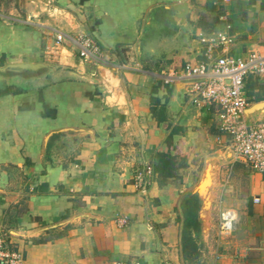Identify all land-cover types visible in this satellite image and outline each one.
Returning <instances> with one entry per match:
<instances>
[{
  "label": "crops",
  "instance_id": "crops-1",
  "mask_svg": "<svg viewBox=\"0 0 264 264\" xmlns=\"http://www.w3.org/2000/svg\"><path fill=\"white\" fill-rule=\"evenodd\" d=\"M22 1L0 0V67L63 68L0 71V229L23 264H264V173L235 158L216 106L159 76L204 59L201 33L227 23L231 54L264 52V0H187L185 21L173 5L186 0H36L27 11ZM84 35L113 64L82 58L74 39ZM246 94L247 110L264 103V74L247 76ZM247 110L264 120V104ZM148 163L142 192L134 175ZM208 165L205 221L195 187ZM191 207L198 230L185 240ZM225 209L236 214L229 235L218 230Z\"/></svg>",
  "mask_w": 264,
  "mask_h": 264
},
{
  "label": "built area",
  "instance_id": "built-area-1",
  "mask_svg": "<svg viewBox=\"0 0 264 264\" xmlns=\"http://www.w3.org/2000/svg\"><path fill=\"white\" fill-rule=\"evenodd\" d=\"M225 30L209 35L201 33L205 44L204 59L189 61L180 69L162 71L159 76L165 84L185 82L186 93L198 107L216 106L220 129L231 136L230 148L236 159L245 162L255 171L264 173V120L250 121L246 110L250 104L246 94V78L249 74H264V52L253 50L245 56L229 52L234 37ZM57 33V40L64 38ZM79 55L85 60L111 65L113 59L104 52L92 36L74 39ZM154 167L146 164L134 175V184L147 192L154 177ZM236 214L232 209L220 213L219 233L229 235L234 228ZM121 225L129 222L128 217L117 218ZM23 253L12 247L8 231L0 229V264H23ZM115 264H135L118 262Z\"/></svg>",
  "mask_w": 264,
  "mask_h": 264
},
{
  "label": "water",
  "instance_id": "water-1",
  "mask_svg": "<svg viewBox=\"0 0 264 264\" xmlns=\"http://www.w3.org/2000/svg\"><path fill=\"white\" fill-rule=\"evenodd\" d=\"M176 9H177V13H176V19L178 20H182L185 21L186 16H187V12L189 11V3L188 1H182L179 3H176L173 5ZM21 69L24 70L25 72H27L29 74V76L27 77H43L44 74L49 73L50 71H59V70H63L62 67H52L49 66L46 63L43 62H19V63H11V64H7L4 67H0V71H6L9 69ZM41 69H43L42 72H39ZM179 86H185V82H177L176 83ZM264 103H257L255 105H253L251 108H249V110H247V113L250 111H254L255 109L261 107ZM211 170V166L208 165L205 169V171L203 172L202 178L199 181V183L196 185L195 187V191L202 197L203 199V204H202V209H201V215L202 218L207 221V217H208V212L212 203V198L210 199V201L207 199V195H205V192H202V184L206 182V180L208 179V171ZM212 172V170H211ZM208 190L211 194L210 191V186L208 187Z\"/></svg>",
  "mask_w": 264,
  "mask_h": 264
},
{
  "label": "trees",
  "instance_id": "trees-1",
  "mask_svg": "<svg viewBox=\"0 0 264 264\" xmlns=\"http://www.w3.org/2000/svg\"><path fill=\"white\" fill-rule=\"evenodd\" d=\"M160 157L162 158L163 161L162 165L158 167L160 174H162L163 177L172 176L173 168H175V157L167 152L161 153ZM196 214H197L196 209L192 207L189 210V212H187V221L185 222V228H184L185 240L186 238H189L188 234L192 233V229H190L191 226H194L195 229L198 230Z\"/></svg>",
  "mask_w": 264,
  "mask_h": 264
},
{
  "label": "rangeland",
  "instance_id": "rangeland-1",
  "mask_svg": "<svg viewBox=\"0 0 264 264\" xmlns=\"http://www.w3.org/2000/svg\"><path fill=\"white\" fill-rule=\"evenodd\" d=\"M10 2H13V0H9ZM26 1H28V3H31L32 5H34L35 7L36 6H38L39 7V5H41L40 3H39V1H36V0H34L35 2H32L33 0H23L22 1V3L24 4V8H25V11H27L26 9H27V6H26ZM56 1V0H55ZM42 2H45V1H42ZM51 2H54V0H51ZM217 142H218V140H217ZM218 143H220V142H218ZM225 151H226V148L224 147L223 148V154L225 153ZM202 168V166H200L199 168H198V170H200ZM202 190L201 191H205L207 188H208V182H205V183H203L202 184ZM211 186H214V184L212 183L211 184ZM210 199L211 198H209V201H210Z\"/></svg>",
  "mask_w": 264,
  "mask_h": 264
}]
</instances>
